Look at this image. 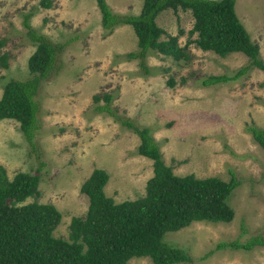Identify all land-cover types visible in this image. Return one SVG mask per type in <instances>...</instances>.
Listing matches in <instances>:
<instances>
[{"label":"rangeland","instance_id":"rangeland-1","mask_svg":"<svg viewBox=\"0 0 264 264\" xmlns=\"http://www.w3.org/2000/svg\"><path fill=\"white\" fill-rule=\"evenodd\" d=\"M40 1L0 0V40L5 41L0 57L7 59L5 68L0 63V98L9 80L30 78L27 62L35 46L26 35L24 15L31 14V28L49 41L67 44L56 71L41 81L36 95L34 147L23 138L18 122L0 120V165L8 178L19 172L40 177L39 197L24 204L53 205L61 213L53 234L67 239L71 219L87 211L88 198L80 187L94 169L106 171L104 191L117 203L145 194L153 163L136 154L139 137L94 110V96L111 95L118 117L151 130L175 175L228 181L234 173L241 183L229 200L231 222H195L168 233L165 242L184 249L193 259L189 264H264L263 247L216 250L221 242L264 236V150L247 132L252 126L264 129V71L251 68L236 81L203 87L202 79L233 76L249 60L241 53L221 58L191 44L189 61L149 52L147 74L138 60L124 59L137 51L132 28L120 26L105 34L95 0H51L50 9ZM105 1L118 15H138L143 5V0ZM235 11L264 63V0H236ZM156 23L184 47L193 18L189 12L168 10ZM128 264L153 263L140 258Z\"/></svg>","mask_w":264,"mask_h":264},{"label":"trees","instance_id":"trees-1","mask_svg":"<svg viewBox=\"0 0 264 264\" xmlns=\"http://www.w3.org/2000/svg\"><path fill=\"white\" fill-rule=\"evenodd\" d=\"M95 1L105 34L120 26L132 28L137 51L127 53L124 59L138 60L144 73L150 74L145 63L149 52L175 61H189L187 47L191 44L221 58L241 53L249 60L233 76L202 79L203 87L236 81L251 68L264 71L259 46L252 42L236 14V0H143L138 15H118L105 0ZM40 6L50 9L52 2L41 0ZM168 10L174 14L189 12L193 18L184 47L179 46L178 37L168 35L156 23L158 16ZM30 15H24L23 20L26 35L35 46L27 62L30 78L9 80L4 85L0 120L18 122L23 138L33 148L32 140L39 126L36 95L41 81L56 71L58 55L67 44L55 45L32 29ZM163 36L165 40L161 39ZM4 43L0 40V49ZM6 60L5 55L0 57L4 68ZM168 85L174 86L172 79ZM112 99L111 95L94 96V110L110 116L139 137L136 154L153 163V176L146 182L145 194L136 200L117 203L104 191L109 179L106 171L94 169L80 187V193L88 198L87 211L84 217L71 219L68 238L64 239L53 234L61 221V213L53 205L35 201L24 204L28 198L39 197L40 177L19 172L9 179L0 165V264H128L140 258H147L153 264H189L193 259L184 249L165 242L166 235L195 222H231L234 211L229 200L241 184L235 174L228 181L218 177L196 178L193 174L175 175L172 167L164 163L151 130L118 117L111 108ZM101 101L104 103L100 104ZM247 132L264 150V129L252 126ZM255 247L264 248V236H253L243 243L221 242L216 250L250 251Z\"/></svg>","mask_w":264,"mask_h":264}]
</instances>
